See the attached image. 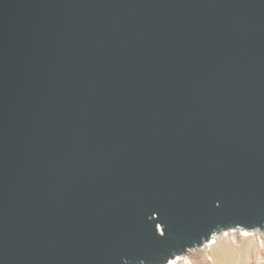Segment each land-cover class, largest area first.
I'll list each match as a JSON object with an SVG mask.
<instances>
[{"label": "water", "instance_id": "1", "mask_svg": "<svg viewBox=\"0 0 264 264\" xmlns=\"http://www.w3.org/2000/svg\"><path fill=\"white\" fill-rule=\"evenodd\" d=\"M264 231V0H0V264H166Z\"/></svg>", "mask_w": 264, "mask_h": 264}, {"label": "bare ground", "instance_id": "2", "mask_svg": "<svg viewBox=\"0 0 264 264\" xmlns=\"http://www.w3.org/2000/svg\"><path fill=\"white\" fill-rule=\"evenodd\" d=\"M216 235L213 246L190 248L185 252L187 257L173 258L166 264H264V232L257 237H245L239 230Z\"/></svg>", "mask_w": 264, "mask_h": 264}, {"label": "rangeland", "instance_id": "3", "mask_svg": "<svg viewBox=\"0 0 264 264\" xmlns=\"http://www.w3.org/2000/svg\"><path fill=\"white\" fill-rule=\"evenodd\" d=\"M233 230H239L240 231V234L244 235L245 237H248V236H256L257 237V233H263L264 231H259V230H256V231H247V230H244V229H237V228H231V229H227V230H224L223 232L227 233L228 231H233ZM218 235H213L208 241L204 242L200 247H204L205 245L207 246H213ZM198 247V249L200 248ZM197 249V248H196ZM194 250V249H193ZM188 256V252L187 253H184V254H180V255H177L174 259H183L184 257H187ZM190 261V259H189ZM188 261V262H189ZM192 263V261L189 262V264Z\"/></svg>", "mask_w": 264, "mask_h": 264}]
</instances>
